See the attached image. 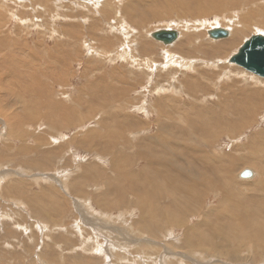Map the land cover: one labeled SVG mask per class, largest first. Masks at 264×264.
<instances>
[{"label": "rangeland", "instance_id": "obj_1", "mask_svg": "<svg viewBox=\"0 0 264 264\" xmlns=\"http://www.w3.org/2000/svg\"><path fill=\"white\" fill-rule=\"evenodd\" d=\"M226 2L0 0V264H264L250 218L238 213L242 237L235 210L220 216L227 191L254 197L264 182V79L228 62L264 36L253 11L263 5ZM216 25L239 36L212 41ZM160 29L182 37L163 46L149 37ZM174 128L213 135L208 153L241 159L231 189H197L183 213L158 208L166 188L138 154Z\"/></svg>", "mask_w": 264, "mask_h": 264}, {"label": "bare ground", "instance_id": "obj_2", "mask_svg": "<svg viewBox=\"0 0 264 264\" xmlns=\"http://www.w3.org/2000/svg\"><path fill=\"white\" fill-rule=\"evenodd\" d=\"M208 1H209V8H211L214 11L219 9L218 8V7H220V6H218L219 4H223L222 0H208ZM244 1H246L245 5H247L249 2H250L252 7L254 5L253 8H255L256 4L259 5V2L257 3L256 1H260L261 2L260 5H263V7H264V4H263L264 1L263 0H244ZM226 3H228L230 5V4L233 3V0H227ZM198 5H200V6L198 8H195L196 12L197 11L199 12V10H201L203 7L207 6V3L205 1H200ZM234 5H236L235 2H234ZM223 6H225V5H223ZM248 6H250V5H247V7ZM236 7H238V6H236ZM239 7H241V6H239ZM263 7H261V6L260 7H256L255 9H253V11L255 13H257L258 15H261L263 17L264 16ZM233 9H234V7L231 9V13H232ZM247 11H249V10H247ZM205 12H207V11H205ZM244 13L242 12V14L244 16L243 18H245V17L247 18L248 15H244ZM235 15H237V13ZM235 15H234V17H235ZM239 15H241V14H239ZM153 16H155V15L153 14ZM230 17H231V15H230ZM241 17H242V15H241ZM231 19H232V17H231ZM259 21L260 22L258 23V25L261 24V26H262V24H264V23H262V22H264V17L262 19L260 18ZM231 22H233V21H231ZM256 22H258V21H256ZM243 25H244V23L241 24L242 27H243ZM216 26H218V25H216ZM236 26H237V24H236ZM238 26L240 27V25H238ZM212 28L213 27L209 28V30L212 29ZM217 28L227 29L229 31V33L231 34L230 38H232V36H233V38H236V37L239 36V33H240V30H238L240 28H236L237 29L236 30L234 26H232L231 29H228L225 26L222 27V25L218 26ZM167 31L168 32H175L176 30L175 29H167ZM176 32L179 33L178 34V38L172 44L171 43L170 44H164L163 42H160L158 40L157 41L155 39H153V40L156 41L157 43L163 44V46L165 45V46H168V47H172L173 45H175V43L177 41L179 42L181 37H182V35L180 33L181 31L180 32L176 31ZM149 37H150V34H149ZM185 38H187V37L185 36ZM194 38H196V37H194ZM227 38H225V39H227ZM209 39H211V38H209ZM171 61H173L172 58H171ZM180 64L178 62L172 63V65H175L177 67ZM189 66H190V64H186L185 65L186 68H189ZM171 67H173V66H171ZM208 91L209 90H207V92ZM202 93H204V92H202ZM254 96H256L255 98L257 99V98L261 97V94L253 92V96L252 97H254ZM223 101L221 100V102H223ZM220 108H223V107L221 106ZM235 112H236V110H235ZM241 112L242 111H240V113ZM246 114L249 115L248 113H246ZM47 116L48 115H46V117ZM247 117H249V116H247ZM132 124H134V123H132ZM196 124L194 125V128L198 129L200 126H196ZM163 129H166V128H163ZM187 134H188V138H187ZM207 137L208 136H207L206 132H202V131L198 132V130H196L195 133H187V132H183V131H181V130H179L177 128H174V130L167 136L158 135V136L155 137V139L153 137H150V140H151L152 144H156V148L155 149L157 151H159L160 154L156 153V150L153 148V146H145V147L148 148L147 151L146 150L145 151L138 150V154L139 155L141 154L140 157H143L142 158V159H144L143 162H145L147 164V166H148V169L150 171L149 172V174H150L149 176H151L153 178V180H155V184L156 185H157L158 182L162 181L163 184H164V187L166 188L165 190H164V188H162L161 192L160 193L157 192V196H156L158 198V194H159V196H160L159 197V202L167 200L166 202L164 201L165 203H167V204H165L166 206H165L164 209L158 207L159 209H162L161 211L164 210L165 212H168V211L170 212V208L174 207L175 212L177 210V212L183 213L184 212L183 210H184L185 207L184 206H180L179 207L178 202L180 200H182L184 203H187V204L190 201L193 202L194 199H195V194H196L197 189H200V188L201 189H203V188H215L216 190L220 189L222 191V189H224V186L222 185V183L225 184V187L228 188V189H231L234 186V183L232 182L233 173H234V167L238 163L241 162V159H236V157L235 158L232 157L229 160H225V159H223L220 156H218L216 158L214 156V154L208 153L206 151V149L213 148V144L216 142V138L213 135H211L209 138H207ZM217 137L219 138L220 136H217ZM142 149H143V147H142ZM142 153H144V154H142ZM214 163H218L219 164L218 165V169H219L218 172L213 166H211V164H214ZM205 165H207V166H205ZM249 165L250 164L245 163V166H249ZM256 166L259 167V164L257 163ZM175 168H176L177 172L175 171ZM199 169H202L203 171H198ZM262 174H264V172H262ZM173 175L180 177V180H179L180 182L178 181V182H176V184L172 183L171 177ZM215 175H217V177H220L222 179V182H218L217 180L212 179L213 177H215ZM139 176L141 177V174H139ZM142 177H144V176L142 175ZM145 177H146V174H145ZM137 178H138V176H137ZM253 178L255 179V177H253ZM176 179H178V178H175V181H176ZM261 179H264V177L261 178ZM142 180H143V183H144V179H142ZM173 180H174V178H173ZM245 181H250V180H245ZM242 182H243V180H242ZM254 183L255 184H252V187L248 190V192L250 190H252L254 192V197H256V195L258 196L257 199L252 201L254 199V197L252 195H250V194H246L245 196H242L241 198H239V197H236L234 193H231V194L234 197H236L237 199H230L229 191H227L226 194L223 195V197H222V205L228 206V209L226 207L223 208L222 211H221V215L220 216L223 219H225L226 215H228V217H229V214H230V212L232 210H235L237 212V216L236 217H238V219H237V224L238 225L234 224V223H236L235 220L232 221L233 222L232 225L234 224L232 226L233 227L232 229L238 230V232H236V233H238V235H241L240 231H239L240 230L239 228L242 227V225H243L242 221H244V219H242V218H240V216H238V213L240 212V215L243 214L244 216H241L243 218H247V217L250 218V219H248L249 221L246 220L247 221L246 222L247 225L245 226V230L248 229V230H246V232L247 231H250V232L252 231V234L254 235L253 239H254V241L256 243V245H255L256 247H258V246L259 247L260 246L263 247L264 246V204H263L264 200H262V199H264V198H259V197H264V182H262V181L260 182V180H258L257 185H256V181ZM170 184H174L173 190L172 189L171 190H167L170 187ZM155 188H156V186H155ZM235 188L238 189L237 186ZM161 193H162V195H161ZM221 193H223V192H221ZM125 194L123 196H125ZM137 194L139 195V191H137ZM145 194H147V193L145 192ZM164 195H166L165 198H164ZM137 200H139V199H137ZM137 200H136V202H137ZM141 200H142V198H141ZM152 201H153V199H152ZM141 202H143V201H141ZM256 202L257 203L262 202V203H260L258 205ZM245 204H247V205L244 208H241ZM157 205H159V204H157ZM222 205H221V207H222ZM229 205H231L230 208H229ZM247 206H249V207H247ZM174 209H173V211H174ZM146 212H147V210H146ZM176 216L177 215L175 214V218H176ZM252 217H254L257 220L255 221ZM161 219L165 221L166 219H168V215L164 214L163 218H161ZM231 220H233L232 217H231ZM169 221H171V220H169ZM176 221H177V218H176ZM205 225H206V222H205ZM243 233H245V232H243ZM234 235H236V234H234ZM241 236L243 237V235H241ZM241 236H239L238 238H240ZM204 240H206V239H204ZM242 241H244V240H242ZM252 254H254V253H252Z\"/></svg>", "mask_w": 264, "mask_h": 264}, {"label": "water", "instance_id": "obj_3", "mask_svg": "<svg viewBox=\"0 0 264 264\" xmlns=\"http://www.w3.org/2000/svg\"><path fill=\"white\" fill-rule=\"evenodd\" d=\"M178 32H168L165 29L152 32L150 37L164 44H172L178 38ZM208 37L214 41L229 37L227 29L212 28L207 31ZM230 64L236 65L245 71L258 77L264 78V36L253 35L246 40L237 52L228 59ZM252 173L248 170L243 171L240 177L249 179Z\"/></svg>", "mask_w": 264, "mask_h": 264}]
</instances>
